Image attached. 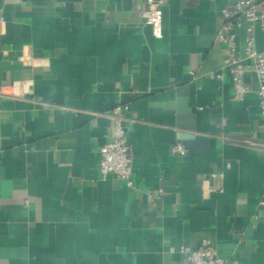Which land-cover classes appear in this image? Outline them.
I'll return each instance as SVG.
<instances>
[{"label":"crops","instance_id":"crops-1","mask_svg":"<svg viewBox=\"0 0 264 264\" xmlns=\"http://www.w3.org/2000/svg\"><path fill=\"white\" fill-rule=\"evenodd\" d=\"M228 1L162 0L155 35L143 0H0V264H186L180 248L205 239L227 264H264V150L249 142L264 116L252 67L236 98L216 39ZM181 88L199 154L172 151ZM116 103L132 185L97 164Z\"/></svg>","mask_w":264,"mask_h":264},{"label":"built area","instance_id":"built-area-1","mask_svg":"<svg viewBox=\"0 0 264 264\" xmlns=\"http://www.w3.org/2000/svg\"><path fill=\"white\" fill-rule=\"evenodd\" d=\"M146 7L142 10L145 22L149 24L155 35L161 34V18L154 13V8L162 0H143ZM224 21L217 32L218 41L227 42L230 47L229 59L231 66V84L236 98H242L250 89L245 82L244 74L251 66L258 78L256 90L259 97L261 114L264 116V50L256 46L254 28L259 25L264 35V0H229L228 5L222 9ZM244 25V55L241 56L235 49L234 29ZM221 77V73H216ZM126 106L116 103L108 112L111 119L109 139L99 147L98 169L103 178L112 175L127 185H132V158L129 154L127 131L124 125V112ZM264 150V141L251 142ZM172 151L180 154L186 152L180 141L174 142ZM163 191L157 189L150 194L154 197ZM154 194V195H153ZM264 206V200H261ZM180 252L186 258V264H227L225 259L203 240L197 248L182 246Z\"/></svg>","mask_w":264,"mask_h":264},{"label":"water","instance_id":"water-1","mask_svg":"<svg viewBox=\"0 0 264 264\" xmlns=\"http://www.w3.org/2000/svg\"><path fill=\"white\" fill-rule=\"evenodd\" d=\"M177 126L186 130L178 133V138L185 149L190 154H199L207 147L208 137L204 134L195 133L194 116L187 106V95L185 88L180 89L179 97L177 98Z\"/></svg>","mask_w":264,"mask_h":264}]
</instances>
